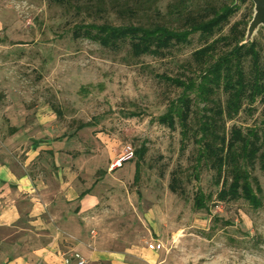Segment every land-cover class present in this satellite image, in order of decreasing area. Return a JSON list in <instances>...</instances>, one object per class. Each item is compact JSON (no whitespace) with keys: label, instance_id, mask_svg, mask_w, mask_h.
<instances>
[{"label":"rangeland","instance_id":"1","mask_svg":"<svg viewBox=\"0 0 264 264\" xmlns=\"http://www.w3.org/2000/svg\"><path fill=\"white\" fill-rule=\"evenodd\" d=\"M233 1L191 4L197 11ZM172 2L161 0L152 5L158 12L151 9L134 20H167ZM237 4L236 13L209 42L252 17L251 0ZM0 8L7 10L0 31V162L17 172L31 169L24 164L34 152L26 153L36 144L39 155L28 166L43 175L53 168L48 165L50 150L66 157L67 171L80 189L97 194L90 229L105 246L145 247L154 255L152 264H264L260 162L252 169L262 187L258 208L243 199L220 201L215 170L203 163L196 167L197 121L187 138L178 123L172 129L158 121L182 92L167 77L191 72L184 63L203 46L199 33L163 56L134 58L127 48L116 52L74 38V14L46 0H6ZM112 20L122 22L116 15ZM250 39L264 50V27ZM220 98L224 101L226 95L220 93ZM202 107L194 106L197 115L204 112ZM232 126L255 128L264 142V99L245 102L226 120L227 134ZM142 145L147 152L135 180L136 156L121 159ZM174 171L181 180V195L169 187ZM51 181L54 190L58 181ZM198 189L212 195L206 209L194 207Z\"/></svg>","mask_w":264,"mask_h":264},{"label":"trees","instance_id":"2","mask_svg":"<svg viewBox=\"0 0 264 264\" xmlns=\"http://www.w3.org/2000/svg\"><path fill=\"white\" fill-rule=\"evenodd\" d=\"M46 1L74 14V38H85L116 52L127 48L134 58L163 56L176 45L189 43L190 36L199 33L204 44L184 63L191 72L167 77L182 92L158 121L172 129L178 123L184 138L189 136L193 122L197 121V129L193 131L199 144L196 167L203 163L215 170V182L220 185L217 199H243L256 208L261 205L262 187L252 169L258 160L264 171V142L255 128L243 131L232 126L227 134L226 120L234 118L245 102L253 104L258 98L264 99V50L256 40L243 43L250 16L249 20L237 21L226 34L209 42L238 10L235 1L196 11L192 0H175L169 5L168 17L171 18H160L150 24L134 19L151 9L158 12V8L152 5L161 0ZM113 15L122 22L114 23ZM220 93L226 95L224 101ZM201 103L204 112L197 115L194 106ZM85 126L87 124L80 127ZM33 147L37 149L36 144ZM146 152L144 145L134 152L137 159L135 180L139 179ZM180 181L174 171L169 184L172 192L180 194ZM86 193L82 192L79 198ZM211 197L198 189L194 207L208 208L206 202Z\"/></svg>","mask_w":264,"mask_h":264},{"label":"crops","instance_id":"3","mask_svg":"<svg viewBox=\"0 0 264 264\" xmlns=\"http://www.w3.org/2000/svg\"><path fill=\"white\" fill-rule=\"evenodd\" d=\"M6 11L0 8V31ZM37 149L32 146L26 153L34 156L26 158L24 165L31 169L24 172L0 162V264H65L76 252L85 264H152L154 255L145 247L111 248L92 235L96 192L80 199L85 189L71 178L66 157L54 152L48 153L53 168L47 174L34 171L28 165L39 155ZM52 178L58 181L54 190Z\"/></svg>","mask_w":264,"mask_h":264},{"label":"water","instance_id":"4","mask_svg":"<svg viewBox=\"0 0 264 264\" xmlns=\"http://www.w3.org/2000/svg\"><path fill=\"white\" fill-rule=\"evenodd\" d=\"M239 0H235V4L238 3ZM254 4V12L252 14L251 20L248 23L245 38L243 43L252 41L250 36L252 33L259 27H264V0H251Z\"/></svg>","mask_w":264,"mask_h":264},{"label":"built area","instance_id":"5","mask_svg":"<svg viewBox=\"0 0 264 264\" xmlns=\"http://www.w3.org/2000/svg\"><path fill=\"white\" fill-rule=\"evenodd\" d=\"M133 155H134V152L133 153L130 152V154H128L126 157L122 158L121 161L129 159ZM64 262H65V264H85L84 259L82 258V256L78 252L74 253L71 257L65 258Z\"/></svg>","mask_w":264,"mask_h":264},{"label":"bare ground","instance_id":"6","mask_svg":"<svg viewBox=\"0 0 264 264\" xmlns=\"http://www.w3.org/2000/svg\"><path fill=\"white\" fill-rule=\"evenodd\" d=\"M120 164V161H117L116 165Z\"/></svg>","mask_w":264,"mask_h":264}]
</instances>
